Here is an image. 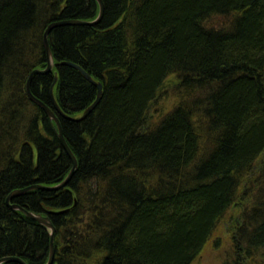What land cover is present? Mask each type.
Here are the masks:
<instances>
[{
	"label": "trees",
	"instance_id": "16d2710c",
	"mask_svg": "<svg viewBox=\"0 0 264 264\" xmlns=\"http://www.w3.org/2000/svg\"><path fill=\"white\" fill-rule=\"evenodd\" d=\"M0 0V258L44 264L50 236L11 204L47 216L53 264H193L240 200L233 255L264 264V0ZM220 23V24H219ZM78 65L102 85L97 96ZM172 78V79H171ZM169 81L176 102L152 121ZM5 264H15L7 262Z\"/></svg>",
	"mask_w": 264,
	"mask_h": 264
},
{
	"label": "water",
	"instance_id": "95a60500",
	"mask_svg": "<svg viewBox=\"0 0 264 264\" xmlns=\"http://www.w3.org/2000/svg\"><path fill=\"white\" fill-rule=\"evenodd\" d=\"M97 3L99 4V11H98V17L95 19L94 22L92 23H88V25H95L98 22H100L101 18L103 17V9H104V5L101 2V0H96ZM87 24V22H81L78 20H73V21H62V22H51V24H49L43 34V47L46 51V65L43 69H37L34 68L32 69L27 81H26V87H25V92L29 98V101L36 105L38 108H40L44 114L48 115L49 119L54 123V125L57 127V136L59 137V141H60V145L63 148L64 152L66 153L67 157L70 158L71 161V171L69 172V175L64 179V181L62 183L59 184V186L54 187V188H48L51 190H57L60 187H63L65 185L68 184V182L70 181L69 179L71 178V176L73 175L74 171L76 170V165H77V160L74 157L71 149L67 146L64 137L62 136V131H61V125L59 124V119L56 115H54V113L52 112V110L46 105L43 104L42 102H40L33 94H31L30 92V81L32 79L33 75H43V74H47L50 73L53 67V60H52V53H51V49H49V45H48V34L52 31V29L57 28V27H63V25H84ZM66 65L70 66L71 68H73L74 70H78L82 76L85 78V80H89L91 81L97 91V96L95 98V101L93 104H91L90 106H88V108H86L85 110H83L81 113H79L80 115L78 116V118H72L71 116L65 115L63 114L58 105L55 103V99H54V95L51 93L50 94V98H51V102L53 104L54 110L64 119H72L75 121L78 120H83L85 119L87 116H89L90 112L99 104V100L101 99L102 96V85L100 83H96L94 80H92L90 78V76L88 74H86L83 70L80 69V67L78 65H74L72 63H65ZM37 189H41V190H48L40 185L37 186H30V187H26V189H17L15 191H13L5 200V204L9 207V209H11L12 211H19L21 214L25 215L26 217H28L29 219L33 220L34 222H36L38 225H42L43 227L46 228V230L48 231V234L50 236V241H49V260L46 264H52L53 260H54V252H55V246H54V233H55V228L53 226V224H51L50 219L45 216V215H41V214H33L31 212L25 211L23 208H21L19 205H13L10 204L11 200L17 196H21L24 195L26 193V191H30V190H37ZM7 262H16L19 264H25V262L20 259V258H13V257H4V258H0V264H5Z\"/></svg>",
	"mask_w": 264,
	"mask_h": 264
},
{
	"label": "rangeland",
	"instance_id": "374dc122",
	"mask_svg": "<svg viewBox=\"0 0 264 264\" xmlns=\"http://www.w3.org/2000/svg\"><path fill=\"white\" fill-rule=\"evenodd\" d=\"M220 24V23H219ZM172 79V78H171ZM176 91L167 81L163 91L158 97V101L149 109L148 117L154 120L158 113L169 110L176 102ZM243 205L240 200L235 202V206L225 214V218L217 225L215 233L204 245L201 253L194 259L193 264H222L233 255L234 249L231 239L232 226L240 220Z\"/></svg>",
	"mask_w": 264,
	"mask_h": 264
},
{
	"label": "bare ground",
	"instance_id": "6f19581e",
	"mask_svg": "<svg viewBox=\"0 0 264 264\" xmlns=\"http://www.w3.org/2000/svg\"><path fill=\"white\" fill-rule=\"evenodd\" d=\"M96 1V0H95ZM96 3H97V1H96ZM98 4V3H97ZM98 7H99V4H98ZM46 30V29H45ZM53 67H54V63H53ZM53 67H52V70H53ZM81 69V68H80ZM51 70V72L50 73H52L53 71ZM81 70H83V69H81ZM78 71V70H77ZM84 71V70H83ZM79 72V71H78ZM85 72V71H84ZM50 73H47V74H50ZM80 73V72H79ZM86 73V72H85ZM47 74H44V75H47ZM81 74V73H80ZM87 74V73H86ZM30 75V74H29ZM82 75V74H81ZM33 76H35V75H33ZM33 76H32V78H33ZM29 77V76H28ZM28 77H27V79H28ZM83 77V76H82ZM56 76H54V80H53V84H52V86L50 87V89H49V93L51 92L53 95H55V93H54V86H55V81H56ZM84 78V77H83ZM27 79H26V81H27ZM85 79V78H84ZM26 81L24 82L25 83V87H26ZM31 81H32V79H31ZM31 81H30V83H31ZM89 81V80H88ZM93 86H94V84L91 82V81H89ZM25 87H24V92H25ZM95 87V86H94ZM30 88H31V84H30ZM96 89V88H95ZM31 92V91H30ZM50 93V94H51ZM25 94H26V92H25ZM27 95V94H26ZM28 97V96H27ZM29 99V98H28ZM95 101V100H94ZM94 101H93V103H94ZM93 103H91V104H93ZM90 104V105H91ZM90 105H88V106H90ZM88 108V107H87ZM85 110V109H84ZM94 110V109H93ZM92 110V111H93ZM17 190V189H16ZM19 190H21V189H19ZM13 192V191H12ZM11 192V193H12ZM11 193H9V195L11 194ZM8 195V196H9ZM7 196V197H8ZM18 197V196H17ZM13 199H15V198H13ZM10 204H11V202H10ZM6 205V204H5ZM22 208V207H21ZM24 209V208H23ZM25 210V209H24ZM26 211V210H25ZM19 212V211H18ZM23 215V214H22ZM55 253V252H54ZM7 257H13V258H20V257H14V256H7ZM6 257V258H7ZM49 253H48V255H47V261L44 263V264H46L47 262H48V260H49ZM4 258V257H3ZM20 259H22V258H20ZM24 262H25V260L24 259H22ZM9 263V262H8ZM11 263H15V264H19V263H16V262H11ZM53 263H54V260H53ZM52 263V264H53ZM25 264H27L26 262H25Z\"/></svg>",
	"mask_w": 264,
	"mask_h": 264
}]
</instances>
